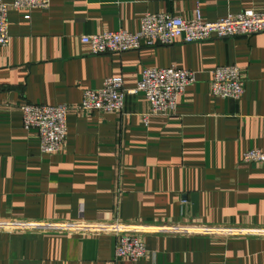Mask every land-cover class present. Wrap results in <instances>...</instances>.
Instances as JSON below:
<instances>
[{
  "label": "crops",
  "instance_id": "obj_1",
  "mask_svg": "<svg viewBox=\"0 0 264 264\" xmlns=\"http://www.w3.org/2000/svg\"><path fill=\"white\" fill-rule=\"evenodd\" d=\"M198 9L215 21L264 12V0H51L10 10V44L0 48V264H264V163L241 161L264 151V33L99 55L81 41L135 32L147 13L190 19ZM226 64L246 80L240 99L212 94L213 71ZM173 65L196 73L173 115H149L143 92L127 95L122 112L74 109L55 154L23 126L24 103L79 105L106 78L132 89L144 69ZM116 225L141 237L146 257L116 259Z\"/></svg>",
  "mask_w": 264,
  "mask_h": 264
},
{
  "label": "built area",
  "instance_id": "obj_2",
  "mask_svg": "<svg viewBox=\"0 0 264 264\" xmlns=\"http://www.w3.org/2000/svg\"><path fill=\"white\" fill-rule=\"evenodd\" d=\"M51 0H0V48L10 44L9 12L11 9L49 8ZM264 33V12L243 10L229 14L215 21L205 20L201 11L194 17L185 19L169 12L144 14L140 28L135 32L124 29L106 30L81 37L92 54L122 53L143 47L171 45L176 42L194 43L212 39L237 36H253ZM196 83L193 70L170 66L167 68H146L137 86L127 89L122 76L109 77L99 89H87L79 105H46L24 103L20 106L23 126L26 130H36L40 136L42 151L49 154L60 152L67 138V117L72 110L82 112H122L129 94L143 92L151 105L149 115H173L178 98ZM246 90V80L236 64L218 66L213 71L211 91L216 98L240 99ZM147 120V119H146ZM148 122V120H147ZM244 163H264V151L255 148L245 152ZM24 227H31L23 224ZM116 225L118 241L115 257L128 258L138 262L148 254L141 237L132 232H122Z\"/></svg>",
  "mask_w": 264,
  "mask_h": 264
},
{
  "label": "water",
  "instance_id": "obj_3",
  "mask_svg": "<svg viewBox=\"0 0 264 264\" xmlns=\"http://www.w3.org/2000/svg\"><path fill=\"white\" fill-rule=\"evenodd\" d=\"M198 211V198L197 196H193V212H197Z\"/></svg>",
  "mask_w": 264,
  "mask_h": 264
}]
</instances>
